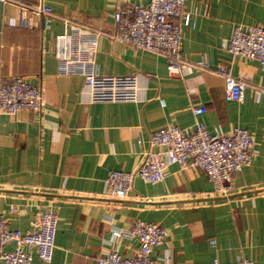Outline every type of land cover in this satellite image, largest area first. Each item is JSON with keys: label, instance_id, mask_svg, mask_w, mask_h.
<instances>
[{"label": "crops", "instance_id": "1", "mask_svg": "<svg viewBox=\"0 0 264 264\" xmlns=\"http://www.w3.org/2000/svg\"><path fill=\"white\" fill-rule=\"evenodd\" d=\"M20 1H43L56 14L49 28L36 14L20 25V5L0 0V77L22 76L45 96L41 112L0 114V217L26 230L40 207L58 214L53 259L34 253L33 264H97L108 247L133 255L139 240L111 239L112 228L127 230L139 219L167 230L151 252L156 261L169 256L172 264H208L216 257L228 264L241 255L264 264V97L254 91L264 86V73L256 59L226 47L235 24L264 25V0H186L191 22L181 25V74L168 71L165 55L107 35L118 5L150 0ZM63 17L103 31L95 54L99 71L136 75L137 100L90 101L83 75L58 72L54 37L67 27ZM201 61L209 68H199ZM217 63L250 79L241 101L226 99ZM199 105L206 111L197 115ZM195 120L210 132L221 124L227 134L240 126L252 135L250 160L232 174L229 196L212 192L203 169L179 164L169 165L157 183L135 176L125 198L103 194L110 170L136 169L153 130L169 124L192 130Z\"/></svg>", "mask_w": 264, "mask_h": 264}, {"label": "built area", "instance_id": "2", "mask_svg": "<svg viewBox=\"0 0 264 264\" xmlns=\"http://www.w3.org/2000/svg\"><path fill=\"white\" fill-rule=\"evenodd\" d=\"M20 5L19 24L29 25L30 14L42 17L43 27L49 28L56 16L52 7L43 1L26 4L20 0H1ZM186 0H150L146 4L124 2L114 11V29L107 35L137 49L148 50L167 57L170 73L181 74L184 58L181 54L182 24H190V13L184 12ZM66 29L54 37V54L60 74H80L86 80L90 101H135L139 83L136 75L102 74L95 60L100 28L73 22L63 17ZM226 47L235 56L254 58L264 73V25L235 24ZM197 66L208 69L206 61ZM214 71L225 82L224 94L228 100L241 101L244 88L251 84L244 75H234L227 65L217 63ZM256 96L264 97V86H255ZM164 105L165 100L160 98ZM45 103L43 88L22 76L0 77V114H13L21 109L41 112ZM206 111L204 105L194 106L193 112ZM141 141V140H139ZM149 148L143 151L134 170L112 169L105 178L103 194L125 198L133 187L135 176L149 183H157L166 176L169 165L203 169L212 184L215 195L231 194L232 174L249 162L252 154V135L244 127L235 126L225 133L221 124L208 131L204 122L195 120L192 130L169 124L153 130L148 138ZM58 227V214L50 206H42L26 230L11 227L9 220L0 217V259L3 264H33L34 253L44 262L53 259ZM167 230L159 222L136 220L130 229L112 228V238L134 237L139 240L138 250L130 256L117 248L108 247L97 257V264H172L169 256L156 261L153 248L161 244ZM111 239L109 241H111ZM12 244V248H6ZM208 264L220 263L216 257ZM228 264H255L252 259L237 256Z\"/></svg>", "mask_w": 264, "mask_h": 264}]
</instances>
